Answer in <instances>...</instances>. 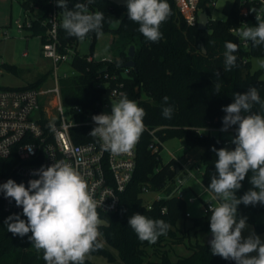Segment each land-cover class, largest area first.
Here are the masks:
<instances>
[{
  "label": "trees",
  "instance_id": "16d2710c",
  "mask_svg": "<svg viewBox=\"0 0 264 264\" xmlns=\"http://www.w3.org/2000/svg\"><path fill=\"white\" fill-rule=\"evenodd\" d=\"M76 2L86 3L87 0H69V8ZM167 2L171 6L172 14L160 26L162 39L151 42L138 31L139 25L129 20L126 6H116L106 0H94V3L89 5V10L104 13L102 31H108L113 36L111 45L115 44L118 60L113 58L114 60L88 61L87 58L92 57V53L81 57L75 52L69 61L75 73L66 78L60 86L61 101L65 107L92 108L101 99L102 89L95 85L104 80L100 70L106 68L105 73L124 83L123 90L128 98L137 101L138 106L144 109L146 115L143 123L148 130L159 128L156 134L164 142L177 138L188 148L198 146L203 149L200 156L203 166L200 183L205 188L215 173L214 162L217 157L211 148L234 149L235 146L226 144V140L219 137L199 133L197 129H221L225 115L221 109L233 102V93H244L250 86H254L264 101V80L259 71L250 72V58L261 56L264 53V45L253 47L250 43L247 50H238L236 67L225 71L224 44L226 41L236 43L229 30L238 24L240 13L248 8V4L232 3L225 12L224 21L209 18L207 31H202L195 25H186L175 10L173 1ZM20 5L29 15L34 10L38 11L39 14L32 19V27L28 31L31 36L39 37L42 44L45 41L47 26L41 25V22L46 20L52 10L51 0H20ZM200 8L208 13L207 0H201ZM57 11L58 49L62 53L69 47L75 50L79 41L76 37L68 36L60 26L63 10L57 7ZM114 22H117V26L112 29ZM95 35L92 32L86 38L94 40ZM131 45L135 48L132 59L134 65L126 69L124 65L128 61L127 51ZM3 67L11 73L15 71L12 65L3 64ZM217 71L221 74L219 79L214 75ZM123 72H126L124 77ZM42 83V78L37 79L23 88H37ZM216 84L220 85L218 93ZM111 85H114L113 81ZM140 94H143L144 98H140ZM164 96L169 97L168 105L174 108L171 119L162 115V107L166 106L163 102ZM253 111L264 115V110H261L259 105H255ZM89 133L84 126L74 127L70 130L71 140L75 144L90 141L92 137ZM149 142V134L144 130L137 148L135 173L132 182L121 195L118 209L113 213L98 212L99 218L106 224L99 228L104 247L90 255L102 256L109 263L118 260L120 264H235V261L213 256L210 246L198 241L187 247L188 255H178L175 260L169 257L170 253L166 248L168 242L177 245L183 241V237L177 235L178 222L189 220L195 232L209 234L211 212L200 217H186L187 205L174 197L154 202L150 209L143 204L140 198L142 185L147 184L152 190L161 189L166 180L180 174L182 167L177 161L170 160L159 168V160L147 148ZM250 176L251 173L241 182L242 187L236 192L237 197L253 187L250 184ZM162 208H165L163 213ZM135 213L152 219H163L169 223L171 227L167 235L160 236L155 244L141 242L128 225L129 217ZM12 214H20L21 218L26 220L22 212L8 213L0 207V264H46L43 252H37L29 241L31 233L19 237L7 231L4 221ZM238 215L247 217V223L253 226L256 234L264 235V205L241 204L238 206ZM111 250L116 252V256ZM85 264L97 263L86 259Z\"/></svg>",
  "mask_w": 264,
  "mask_h": 264
},
{
  "label": "clouds",
  "instance_id": "9594fccd",
  "mask_svg": "<svg viewBox=\"0 0 264 264\" xmlns=\"http://www.w3.org/2000/svg\"><path fill=\"white\" fill-rule=\"evenodd\" d=\"M94 0L76 2L69 8V0H56L62 11L61 27L68 36L83 41L89 33L97 38L103 35L104 13L91 12L89 5ZM127 15L131 22L139 25L138 31L151 42L162 39L160 26L172 14L167 0H127ZM258 26L245 25L238 30V36L245 47L251 42L253 47L264 45V18L257 14ZM241 45L226 41L224 44V69L231 71L236 67L237 55ZM119 67V62L117 63ZM264 69V60L259 61ZM220 78V72L215 74ZM216 92L220 85H215ZM169 97L164 96L162 115L171 119L174 108L168 105ZM255 105L264 110L259 90L250 86L244 93H233V102L222 107L221 132H228L235 126V135L230 143L234 149L211 148L217 159L214 162L215 173L206 192L213 194L216 206L209 205L211 212L209 223L212 239L209 241L211 254L235 264H264V242L251 232L242 235L247 225V217L238 215V206L264 205V115L253 111ZM146 113L126 93L121 92L117 102L111 105V114L101 113L92 116L96 125L89 136L97 139L102 151L113 155L129 154L138 143L144 131ZM47 127L55 133V121ZM29 152L32 147L27 148ZM79 149H76V153ZM82 161L76 164L65 160H56L49 166L33 170L28 186L9 179L0 185L6 198L22 207V215H9L4 224L14 236L24 237L31 233L29 241L37 252H43L46 264H85L86 258L104 247L99 228L105 224L99 218L97 203L88 183L79 171ZM251 173L250 184L253 186L242 196L236 192L241 189L242 181ZM128 225L134 230L141 242L155 244L162 235H167L171 225L163 219H152L135 213L128 219ZM106 226V224H105ZM256 255H251L252 253Z\"/></svg>",
  "mask_w": 264,
  "mask_h": 264
},
{
  "label": "built area",
  "instance_id": "2783aa9c",
  "mask_svg": "<svg viewBox=\"0 0 264 264\" xmlns=\"http://www.w3.org/2000/svg\"><path fill=\"white\" fill-rule=\"evenodd\" d=\"M175 10L181 16L186 25L197 26L198 16L203 11L200 8L201 0H172ZM239 5L248 4V8L243 10L238 19V24L231 27L229 32L235 37L236 43L241 45L239 50L250 48L251 42L247 47L244 46L238 36V30L245 25L254 24L258 26L256 13L250 11L251 8L257 10V14L264 18V0H233ZM52 10L48 14L46 20L41 25L47 26L45 41L41 44L42 56L49 59L54 65L55 83L50 87L37 88H0V185L9 179L16 183H24L28 186L30 179H37L32 176L33 170L39 169L42 165L49 166L56 160H65L68 163L76 164L77 158L82 162L79 164V171L88 183L89 189L92 191L94 199L97 203V212L113 213L120 204L121 195L125 192L129 184L132 182L135 169L137 148L140 139L134 149L129 154L113 155L110 152L102 151L100 143L97 139L75 144L71 140L70 130L77 126L86 127L89 132L96 126L92 120V116L101 113L111 114V105L120 98L123 92L124 83L117 81V77L110 76L103 72L104 80L97 82V88L102 89V96L92 108H83L80 106L65 107L62 105L60 96V87L58 85V64L67 63L75 54L72 48H66L65 52L59 51L58 41V11L56 0H51ZM216 0H207L209 12L215 8ZM28 11H24L23 20H16L15 25L20 32L22 29L29 30L32 27V19L30 20ZM25 55V54H24ZM94 57H88L92 60ZM109 60L103 59L102 61ZM73 70V74H74ZM66 75L64 74L63 77ZM111 81L114 85H111ZM138 105V102L135 101ZM67 108L70 112L68 121L64 119L63 109ZM55 121L57 131L53 133L47 127L50 121ZM150 137L148 149L151 154L155 155L159 160L160 152L164 146L162 141L156 134L159 128L149 129L144 126ZM210 135V132H221L220 129L204 128L197 129V132ZM229 132L235 133V129H229ZM229 144V141H225ZM32 147L29 152L27 148ZM76 149L79 152L76 153ZM173 157V156H172ZM181 167L180 174L166 180L163 188L152 190L149 186L142 185L140 196L142 194H157L150 204H146L148 209L154 202L163 199L177 198L186 205L193 204L197 201L203 202V212L208 213L209 205L216 206L219 202L213 200V194L203 192L193 195L188 180L194 178L192 168L195 164L194 160L186 153L184 161L177 160ZM196 168H199L196 166ZM159 169H156L158 171ZM208 194L215 205L211 202L204 201L202 194ZM0 207L4 212L16 213L22 212V207H18L11 198H6L4 193L0 191ZM165 208H162L163 213ZM186 217H191L187 211Z\"/></svg>",
  "mask_w": 264,
  "mask_h": 264
},
{
  "label": "rangeland",
  "instance_id": "374dc122",
  "mask_svg": "<svg viewBox=\"0 0 264 264\" xmlns=\"http://www.w3.org/2000/svg\"><path fill=\"white\" fill-rule=\"evenodd\" d=\"M232 3L233 0H216L215 8L209 12V18L211 20L224 21L225 12ZM12 4L11 23L7 22L4 25L0 24V88H22L41 78L43 79V87H50L55 83L54 65L50 60L42 56L41 40L38 37L30 36L27 29H22L20 32L17 30L15 21L23 20L24 11L21 7L22 5H20V0H12ZM38 14L37 10L32 11L29 17L30 20L31 18H36ZM112 25L111 28L114 29L117 26V22H114ZM249 26L255 27L256 25L249 24ZM112 38L113 36L110 32L103 31V35L99 38L95 35L94 40H91V38H85L83 41L78 40L79 42L76 44L75 51L81 57L92 53L94 59L97 61L113 58L118 60L115 52V44L111 45ZM261 60H264V53L261 56L250 58V72L259 71L260 77L264 80V69L259 67V61ZM3 64L14 66L15 71L12 73L7 71L4 69ZM57 66L58 85L60 87L66 78L72 77L73 70L70 67V62L60 63ZM64 74L66 75L65 77H63ZM125 75L126 72H123L122 76L124 77ZM139 97L144 98V95L140 94ZM63 115L64 119L68 121L70 112L67 108L63 109ZM201 132L205 133L204 130ZM210 135L230 142L231 137H233L235 133L229 131H212ZM163 148L164 149L160 152L159 168L166 165L173 157L183 162L185 153L194 160L195 164L192 168L194 178L188 180L187 184H189L193 195L199 196V194L203 192V187L200 183L203 174L200 156L203 149L198 146L188 148L177 138L169 139L164 142ZM196 166L199 168H196ZM156 195L157 194H142L140 198L143 200V204L146 205L150 204ZM202 199L211 202L213 205L216 204L206 193L202 194ZM202 207L203 202L199 200L193 204H188L187 211L191 214L192 218L200 217L204 215ZM247 225L249 226L250 224ZM176 229L177 235L182 236L183 241L181 244L177 245H172L168 242L166 248H168V252L170 253L169 257L172 260H175L178 255H188L189 251L187 247L194 244L196 241L206 244L207 238H209L208 234L195 232L189 220L178 222ZM262 236L260 238L262 242H264V237ZM111 251L116 256V252L113 250ZM256 254L257 253L254 252L251 255ZM86 259L97 264H120L118 260L109 263L106 258L99 255H89Z\"/></svg>",
  "mask_w": 264,
  "mask_h": 264
},
{
  "label": "water",
  "instance_id": "95a60500",
  "mask_svg": "<svg viewBox=\"0 0 264 264\" xmlns=\"http://www.w3.org/2000/svg\"><path fill=\"white\" fill-rule=\"evenodd\" d=\"M116 6H126L127 0H106ZM207 23H208V17H207V11L203 10L199 16H198V22H197V28H199V30H204L207 31ZM134 52H135V48L134 45L129 46L128 51H127V58H128V62L124 65V68L126 69H130L133 67L134 63H133V56H134ZM106 71V68H102L100 70V73H103ZM207 241L206 244L210 246L209 241L212 239V235L211 233L208 234Z\"/></svg>",
  "mask_w": 264,
  "mask_h": 264
},
{
  "label": "crops",
  "instance_id": "0c3cea01",
  "mask_svg": "<svg viewBox=\"0 0 264 264\" xmlns=\"http://www.w3.org/2000/svg\"><path fill=\"white\" fill-rule=\"evenodd\" d=\"M12 5H13L12 4V0H0V24H3L4 25L7 22H10L11 23L10 18H11L12 8H13ZM30 36H31V33H30ZM26 37H28V36H26ZM33 37H37V36H33ZM253 231H254L253 226L252 225H249L245 230H243L242 235L244 237H247ZM256 235H258L259 237H261L263 234H256ZM262 237H264V235Z\"/></svg>",
  "mask_w": 264,
  "mask_h": 264
}]
</instances>
